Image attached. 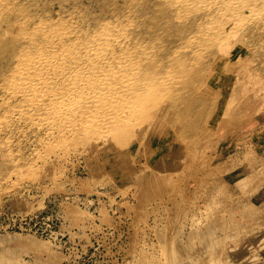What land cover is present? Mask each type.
<instances>
[{"label": "rangeland", "instance_id": "obj_1", "mask_svg": "<svg viewBox=\"0 0 264 264\" xmlns=\"http://www.w3.org/2000/svg\"><path fill=\"white\" fill-rule=\"evenodd\" d=\"M0 264H264V0H0Z\"/></svg>", "mask_w": 264, "mask_h": 264}, {"label": "built area", "instance_id": "obj_2", "mask_svg": "<svg viewBox=\"0 0 264 264\" xmlns=\"http://www.w3.org/2000/svg\"><path fill=\"white\" fill-rule=\"evenodd\" d=\"M56 220H58L57 217H53L51 219V222L56 225ZM33 222V225H36L39 221H38V218L35 217V218H32V217H20V218H16L15 219V227L17 228H25L26 226L29 225V223ZM38 230V228L36 229ZM50 233H53L51 230H49Z\"/></svg>", "mask_w": 264, "mask_h": 264}]
</instances>
